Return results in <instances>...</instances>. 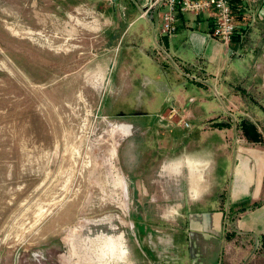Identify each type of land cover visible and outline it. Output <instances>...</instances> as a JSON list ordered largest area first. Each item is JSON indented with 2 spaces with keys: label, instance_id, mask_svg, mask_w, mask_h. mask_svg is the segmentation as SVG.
I'll list each match as a JSON object with an SVG mask.
<instances>
[{
  "label": "rangeland",
  "instance_id": "374dc122",
  "mask_svg": "<svg viewBox=\"0 0 264 264\" xmlns=\"http://www.w3.org/2000/svg\"><path fill=\"white\" fill-rule=\"evenodd\" d=\"M101 11L86 0H0V264L186 263L177 238L184 226L177 220L180 176L171 175L169 183L163 172L180 166L184 144L173 141L168 151L146 131L149 157L167 152L170 161L145 167L144 144L131 120L149 125L163 114L172 121L165 128L170 132L180 127L181 112L189 123L184 129L215 127L190 122L185 106L174 103L179 88L196 83L155 60L162 73L147 86L130 95L109 87L104 34L112 26ZM171 72L177 78L170 82L173 90ZM197 95L186 94V102ZM162 104L169 107L154 115ZM172 105L177 113L170 117ZM228 115L224 121L235 120ZM245 120L249 116L236 115L240 136ZM130 138L138 146L130 153L131 172L141 173L143 192L122 167ZM228 229L247 258L243 264H264L263 239L253 242ZM188 258V264L203 263L200 255Z\"/></svg>",
  "mask_w": 264,
  "mask_h": 264
},
{
  "label": "crops",
  "instance_id": "0c3cea01",
  "mask_svg": "<svg viewBox=\"0 0 264 264\" xmlns=\"http://www.w3.org/2000/svg\"><path fill=\"white\" fill-rule=\"evenodd\" d=\"M148 1L86 0L94 8H101L104 19L112 26L104 34L107 45L104 71L110 81L109 87L116 88L119 95L122 89L125 94L134 93L147 86L148 79L152 80L154 74L162 73L152 56L160 41L150 19L141 16ZM242 7L235 4V34L227 47L208 36L214 26V19L208 14H181L176 33L162 40L166 49L180 60L199 61L202 74L210 83L208 87L190 83V86L179 88L175 98L179 102L174 104L181 108L185 106L192 124L206 123L215 129L198 132L182 127L179 130L176 126L171 131L179 132L173 135L166 131V121L155 116L149 125L142 119L131 120L144 144V151L140 152L145 167L153 162L159 167L162 158L165 163L170 161L167 152L159 157H149L153 152L146 145L149 144L144 138L146 131L154 132L158 143L165 145L168 151L173 147L170 144L173 141L184 144L180 166L175 171L163 168V172L169 183L172 182L171 175L180 176L181 192L177 204L182 212L177 220L184 226L177 238L183 247L181 254L186 259L185 264H188L189 254L202 256V264H243L247 258L240 254V247L233 245L234 238L227 234L229 227L234 235L249 236L253 242L264 239V130L261 129L264 128V0H254ZM171 71L177 76L174 69ZM173 72L167 73L169 87L171 80L177 79ZM215 74L218 76L216 81L211 79ZM177 82L176 86L179 85ZM172 88L174 86L169 89ZM214 88L221 97L215 95ZM186 94L199 96L189 103ZM210 95L214 103L208 99ZM168 107L162 104L154 115ZM239 113L249 116L246 123L260 126L256 129L259 140L248 137L243 131L241 136L237 134L236 115ZM227 115L235 120L224 121ZM128 125L124 123L122 127ZM125 145L122 165L125 176L129 183L140 182L137 189L143 192V181L137 179L141 173L131 172L134 163L130 153L138 149L137 143L130 138ZM166 186L167 192L171 190V184ZM206 224L214 228L212 233L204 232ZM234 256H239L240 260L237 258L233 262Z\"/></svg>",
  "mask_w": 264,
  "mask_h": 264
},
{
  "label": "built area",
  "instance_id": "2783aa9c",
  "mask_svg": "<svg viewBox=\"0 0 264 264\" xmlns=\"http://www.w3.org/2000/svg\"><path fill=\"white\" fill-rule=\"evenodd\" d=\"M254 0H149L141 12L142 17L150 19L157 40L160 42L156 44L153 50V59L158 66L163 68H172L177 75L188 81H193L208 87L210 84L208 77L202 74V65L199 61L195 63H187L180 60L173 53H171L162 43L163 38L174 35L177 31V24L181 14H191L199 16L208 14L214 19V26L208 32V36L218 41L221 45L227 47L235 34V4L243 6L250 4ZM240 8V7H239ZM211 79L217 80V74L212 75ZM215 94L218 92L214 89ZM194 97H189L187 102L193 103ZM177 113L176 108L172 105L169 108V116H174ZM181 117L175 123L180 127H189V123ZM158 120H164L167 127L172 125V121L167 120L163 114H157ZM206 129V127L204 128Z\"/></svg>",
  "mask_w": 264,
  "mask_h": 264
},
{
  "label": "trees",
  "instance_id": "16d2710c",
  "mask_svg": "<svg viewBox=\"0 0 264 264\" xmlns=\"http://www.w3.org/2000/svg\"><path fill=\"white\" fill-rule=\"evenodd\" d=\"M242 131L244 134H246L248 137L254 139V140H259V134L256 132V128L249 124L248 122H242L241 124ZM250 130L253 132L251 133ZM253 205H256L255 203ZM264 240V239H263Z\"/></svg>",
  "mask_w": 264,
  "mask_h": 264
},
{
  "label": "bare ground",
  "instance_id": "6f19581e",
  "mask_svg": "<svg viewBox=\"0 0 264 264\" xmlns=\"http://www.w3.org/2000/svg\"><path fill=\"white\" fill-rule=\"evenodd\" d=\"M118 127H121V126H118ZM125 133V132H124Z\"/></svg>",
  "mask_w": 264,
  "mask_h": 264
},
{
  "label": "water",
  "instance_id": "95a60500",
  "mask_svg": "<svg viewBox=\"0 0 264 264\" xmlns=\"http://www.w3.org/2000/svg\"><path fill=\"white\" fill-rule=\"evenodd\" d=\"M115 1V0H114Z\"/></svg>",
  "mask_w": 264,
  "mask_h": 264
}]
</instances>
